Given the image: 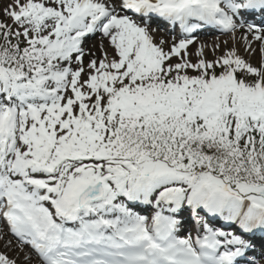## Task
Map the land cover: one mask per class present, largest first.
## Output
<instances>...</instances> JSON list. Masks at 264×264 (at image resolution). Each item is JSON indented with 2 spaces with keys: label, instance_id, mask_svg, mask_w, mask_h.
<instances>
[{
  "label": "snow or ice",
  "instance_id": "obj_1",
  "mask_svg": "<svg viewBox=\"0 0 264 264\" xmlns=\"http://www.w3.org/2000/svg\"><path fill=\"white\" fill-rule=\"evenodd\" d=\"M0 225L25 264H264V0H0Z\"/></svg>",
  "mask_w": 264,
  "mask_h": 264
},
{
  "label": "bare ground",
  "instance_id": "obj_2",
  "mask_svg": "<svg viewBox=\"0 0 264 264\" xmlns=\"http://www.w3.org/2000/svg\"><path fill=\"white\" fill-rule=\"evenodd\" d=\"M238 38H239V41L237 43V50L240 52V55L242 56L243 54H245L247 52H245L244 44L240 40V33H238ZM93 43L85 44V46H86V48L91 49L93 52H95V55L97 56L99 54V52L97 50V45H96V43L95 44H93ZM103 43H105L107 45V42L106 41H103ZM92 45H93V47H92ZM254 55H255V53L252 54V56H254ZM7 249H8V247L5 248L4 252H6ZM16 259H17V264H21V262L19 261V259L18 258H16Z\"/></svg>",
  "mask_w": 264,
  "mask_h": 264
}]
</instances>
